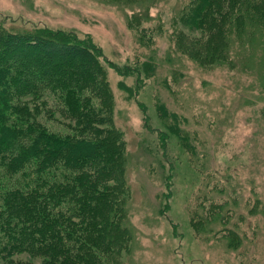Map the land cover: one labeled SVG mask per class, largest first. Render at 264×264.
Returning a JSON list of instances; mask_svg holds the SVG:
<instances>
[{
    "label": "rangeland",
    "instance_id": "obj_1",
    "mask_svg": "<svg viewBox=\"0 0 264 264\" xmlns=\"http://www.w3.org/2000/svg\"><path fill=\"white\" fill-rule=\"evenodd\" d=\"M261 10L264 0H0V33L71 31L126 72L107 63L100 103L124 152L104 194L85 191H96L93 218L115 222L88 236L91 264H264V23L252 22ZM24 101L53 132L82 128L60 93ZM75 174L57 170L60 181Z\"/></svg>",
    "mask_w": 264,
    "mask_h": 264
},
{
    "label": "trees",
    "instance_id": "obj_2",
    "mask_svg": "<svg viewBox=\"0 0 264 264\" xmlns=\"http://www.w3.org/2000/svg\"><path fill=\"white\" fill-rule=\"evenodd\" d=\"M257 16L252 22L264 23V11ZM0 34V262L37 264L14 260L30 254L43 256L39 264H91L88 236L108 233L115 222L110 215L101 222L93 218L89 206L96 191L90 199L85 191L104 194L106 180L118 177L116 159L124 152L111 112L100 103L110 95L107 63L126 72L71 31L34 27ZM47 91L63 96L67 113L82 127L77 133L59 134L31 120L24 98L40 100ZM143 112L146 127L158 130L145 107ZM158 133L164 149L167 133ZM60 166L76 174L60 181ZM20 172L23 187L7 182ZM44 175L50 183L39 182ZM73 201L80 204L77 210Z\"/></svg>",
    "mask_w": 264,
    "mask_h": 264
}]
</instances>
